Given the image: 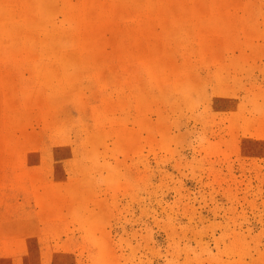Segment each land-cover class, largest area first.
Here are the masks:
<instances>
[{
  "label": "rangeland",
  "instance_id": "obj_1",
  "mask_svg": "<svg viewBox=\"0 0 264 264\" xmlns=\"http://www.w3.org/2000/svg\"><path fill=\"white\" fill-rule=\"evenodd\" d=\"M0 264H264V0H0Z\"/></svg>",
  "mask_w": 264,
  "mask_h": 264
}]
</instances>
